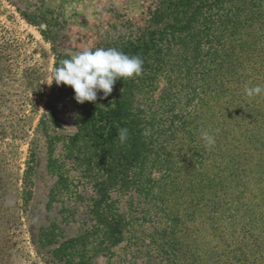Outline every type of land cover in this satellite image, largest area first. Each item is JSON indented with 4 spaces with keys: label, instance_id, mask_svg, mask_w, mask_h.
Segmentation results:
<instances>
[{
    "label": "trees",
    "instance_id": "1",
    "mask_svg": "<svg viewBox=\"0 0 264 264\" xmlns=\"http://www.w3.org/2000/svg\"><path fill=\"white\" fill-rule=\"evenodd\" d=\"M142 25L126 19L95 48L144 62L106 99L77 104L70 87L54 82L48 115L55 121V102L65 98L76 116L62 155H53L56 137L48 141L46 169L56 180L47 208L70 192V171L91 196L77 235L61 238L52 223L39 244L52 247L55 263L93 264L132 235L141 213L170 224L158 249L165 264H183L180 236L188 264H264V94L245 91L264 88V0H150Z\"/></svg>",
    "mask_w": 264,
    "mask_h": 264
},
{
    "label": "rangeland",
    "instance_id": "2",
    "mask_svg": "<svg viewBox=\"0 0 264 264\" xmlns=\"http://www.w3.org/2000/svg\"><path fill=\"white\" fill-rule=\"evenodd\" d=\"M149 6L150 0H0V264H61L51 260L52 247L39 244L41 229L54 223L61 238L73 237L87 216L91 192L73 171L70 192L47 208L56 180L46 169L48 141L56 137L53 155H62L76 116L65 98L55 102V121L47 113L56 94L54 82L48 85L56 59L95 49L126 19L143 26ZM165 88L160 83L159 92ZM142 216L136 214L132 235L112 255L92 263L165 264L158 249L170 224L163 216L158 222ZM176 242L183 247L180 261L188 264V241L180 236Z\"/></svg>",
    "mask_w": 264,
    "mask_h": 264
},
{
    "label": "clouds",
    "instance_id": "3",
    "mask_svg": "<svg viewBox=\"0 0 264 264\" xmlns=\"http://www.w3.org/2000/svg\"><path fill=\"white\" fill-rule=\"evenodd\" d=\"M143 60L138 56H129L115 48H97L84 50L63 59L58 66H54L48 77L51 85L70 87L77 104L85 102L95 104L98 93L100 99L111 95L117 81L139 77L143 71ZM247 96L255 97L264 94L260 86L245 89ZM202 140L211 146L215 138L208 131L201 133ZM118 139L124 144L128 139V130H119Z\"/></svg>",
    "mask_w": 264,
    "mask_h": 264
}]
</instances>
